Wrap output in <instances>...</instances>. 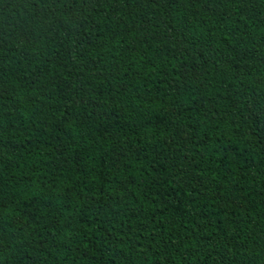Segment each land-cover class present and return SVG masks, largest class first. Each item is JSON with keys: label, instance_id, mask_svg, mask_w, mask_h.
<instances>
[{"label": "trees", "instance_id": "obj_1", "mask_svg": "<svg viewBox=\"0 0 264 264\" xmlns=\"http://www.w3.org/2000/svg\"><path fill=\"white\" fill-rule=\"evenodd\" d=\"M0 264H264V0H0Z\"/></svg>", "mask_w": 264, "mask_h": 264}]
</instances>
